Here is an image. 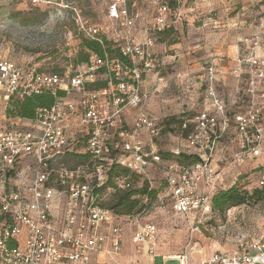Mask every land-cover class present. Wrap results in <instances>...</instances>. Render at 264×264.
I'll return each instance as SVG.
<instances>
[{
    "label": "built area",
    "instance_id": "1",
    "mask_svg": "<svg viewBox=\"0 0 264 264\" xmlns=\"http://www.w3.org/2000/svg\"><path fill=\"white\" fill-rule=\"evenodd\" d=\"M112 1L103 25L80 28L88 40L113 42L118 56L92 51L74 71L18 65L0 56V264H92L99 254L106 258L102 264H123L117 259L122 226L103 199L144 182L152 190L150 175L157 169L163 174L157 197L187 219L197 215L199 224L214 214L212 196L236 184L238 169L248 162H254L251 170L264 194V13L255 30L236 40L231 103L216 89L217 65L225 57L202 61V108L191 114L179 99V130L167 136L176 146L166 159L160 150L166 117L148 107L167 84L153 44L181 15L159 8L148 29L152 36L138 41L126 0ZM47 93L52 105L37 109L32 120L7 114L12 99ZM230 143L233 155L227 158ZM178 156L195 161L184 164ZM229 159L230 171L222 172L218 162ZM139 216L128 215L135 225L132 243L148 246L157 230L138 223ZM168 258L188 264L182 255ZM200 264H264V235Z\"/></svg>",
    "mask_w": 264,
    "mask_h": 264
},
{
    "label": "rangeland",
    "instance_id": "2",
    "mask_svg": "<svg viewBox=\"0 0 264 264\" xmlns=\"http://www.w3.org/2000/svg\"><path fill=\"white\" fill-rule=\"evenodd\" d=\"M112 2L39 0L34 4L30 0H0V56L18 65L34 63L44 70H77L83 65L79 60L88 53L82 43L89 38L80 28L81 25H103ZM228 3L229 0H126L129 13L135 19L133 31L138 41L146 35L152 36L148 29L159 8L165 6L181 15L178 23L156 35L153 44V49L159 52L161 58L172 56L175 64L173 75L176 77L183 76L184 57L198 64L201 53L197 52L196 46L204 45L210 50L225 49L231 44L237 45L239 36L255 30L264 13V0H230ZM112 44L109 47L115 50ZM167 99H164V103L169 101ZM164 103L160 102V105ZM178 127L179 123L174 117L166 123L160 149L163 153L176 146L167 136ZM229 142L225 140L224 143L228 145ZM224 155L227 158L233 155L231 143ZM231 161L229 159L227 164L226 161L218 162L222 172L230 171ZM248 163L238 169L241 176L237 185L249 196L258 190V181L256 172L250 166L254 162ZM162 178L163 174L158 169L150 175L149 186L157 191L158 196L163 194ZM122 193L106 195L102 205L111 209ZM157 195L154 199H142L127 215L116 213L124 234L123 253L126 262H144L139 256L142 247L131 243L135 225L128 215L136 217L139 214L138 223H152L155 226V238L148 245L149 259L152 260L153 256L154 264H180L176 259L164 260L162 255H182L188 264H200L214 252L233 253L241 243L249 245L264 235L263 196L249 198L245 204L215 214L211 219L207 217L199 224L197 215L187 219L172 210L170 201L159 199Z\"/></svg>",
    "mask_w": 264,
    "mask_h": 264
},
{
    "label": "crops",
    "instance_id": "3",
    "mask_svg": "<svg viewBox=\"0 0 264 264\" xmlns=\"http://www.w3.org/2000/svg\"><path fill=\"white\" fill-rule=\"evenodd\" d=\"M230 4V0L229 3ZM248 5V4H246ZM244 9V8H243ZM197 52L201 53L199 55V62L198 64H194L192 60H189L188 57H184L182 65H183V72L181 75L177 77L174 74L173 70H175V64L172 60V56L168 55L167 57L161 58L159 56V52L155 51L158 56V59L162 62L163 66L160 70L162 71V75L166 77L167 84L160 90V93L154 96V98L149 102L148 107L153 112L161 114L162 117H166L164 120L167 123L170 118L174 117L176 122L181 116V106L179 105V99L182 98L183 101L188 102L189 109L191 110V114L196 113L201 110L202 108V90L199 89L200 81L203 78L202 75V61L207 60L208 58L215 57L217 55H223L225 60L222 63L217 65V74L218 75V82L216 89L219 91L220 95L223 97L226 103H231L232 97H234L236 93L235 89V79L230 74V70L234 65L233 57L236 56L237 53V45L231 44L230 46L219 49L210 50L206 46H196ZM164 71L166 75H164ZM168 76V77H167ZM176 77V79H175ZM168 97L164 103V99ZM171 99V100H170ZM160 102L164 103L160 105ZM167 103V104H166ZM163 106V107H162ZM1 112V111H0ZM2 114L0 113V120L2 118ZM179 123V122H178ZM179 129L175 132H177ZM133 235V234H132ZM132 243V237H131ZM133 244V243H132ZM135 245V244H133ZM122 251L117 256V259L122 262L123 264H132L133 261L126 262L124 259L123 253V241H122ZM137 246V245H135ZM142 248V253L140 256L144 262L141 261L142 264H154L153 256L152 260H150V256L148 255V246L146 243L139 245ZM145 257V258H144ZM165 257L162 255V258ZM165 260H173L168 257H165ZM105 256L102 254L97 255V257H93L91 259L92 264H102L105 260ZM137 259V258H136Z\"/></svg>",
    "mask_w": 264,
    "mask_h": 264
},
{
    "label": "trees",
    "instance_id": "4",
    "mask_svg": "<svg viewBox=\"0 0 264 264\" xmlns=\"http://www.w3.org/2000/svg\"><path fill=\"white\" fill-rule=\"evenodd\" d=\"M109 45L110 43L108 41H102V43L94 40L83 41L82 47L86 48L88 53H85L84 58L80 59L79 61L85 62L87 60L88 54L92 51L100 56H103L104 53H109L111 55L114 54L118 56L119 52L111 50ZM53 101V97L48 93L31 95L30 97H24L22 99L16 98L12 99L9 102V107L6 109V111L7 114L11 117H19L32 120V118H34L36 115L37 109L47 108L52 105ZM162 155L166 159H169L172 156V154L168 152H162ZM176 159L184 164L195 161V158L185 156H178L176 157ZM237 184L238 183L234 184L231 187L220 189L212 196L211 205L214 214L210 217V219L213 218L215 214L224 213L225 211H229V209H232L235 206L245 204V202H247L249 198L253 199L259 196L264 197V194L259 190H254L253 193L248 196L247 193L242 192L241 188L238 187ZM147 189L148 184L144 182L142 188L140 189L123 192L122 195L116 199V202L112 206V209L117 214L127 215L131 213L133 209L140 204L142 195L148 193V198L154 199L156 197L157 191L153 189L148 191Z\"/></svg>",
    "mask_w": 264,
    "mask_h": 264
},
{
    "label": "bare ground",
    "instance_id": "5",
    "mask_svg": "<svg viewBox=\"0 0 264 264\" xmlns=\"http://www.w3.org/2000/svg\"><path fill=\"white\" fill-rule=\"evenodd\" d=\"M171 257H174V256H171Z\"/></svg>",
    "mask_w": 264,
    "mask_h": 264
}]
</instances>
